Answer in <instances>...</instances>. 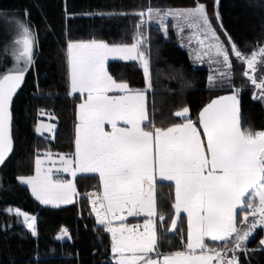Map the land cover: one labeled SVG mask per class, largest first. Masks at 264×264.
Segmentation results:
<instances>
[{"label":"snow or ice","instance_id":"obj_1","mask_svg":"<svg viewBox=\"0 0 264 264\" xmlns=\"http://www.w3.org/2000/svg\"><path fill=\"white\" fill-rule=\"evenodd\" d=\"M193 2L194 6L187 8L149 7L134 13L140 23L131 44L95 39L67 42L71 90L86 94V98L78 106L75 152L71 158L61 155L63 172H71L73 177L78 172L99 175L103 192L91 199L92 212L97 225L111 234L114 264H239L236 251H246L245 242L258 226H264V130L242 128L239 89L212 99L195 122L188 107L174 114L183 119L181 123L156 127L150 119L146 95L152 88L150 62L141 51L145 37L139 32L145 17L148 21L157 18L165 33L168 17L193 30L204 55H210L218 66L216 74L208 77L210 88L216 86L217 80L231 81L234 58L246 66L244 76L259 90V97L254 98L264 99V78L258 81L255 75L258 62L264 61V46L250 55L244 53L223 30L217 11L216 20L227 38L226 45L213 26L206 5ZM10 22L16 24L20 35L15 40L18 48L12 53L16 66L0 76V164L13 148L11 105L34 62L36 43L29 24L19 19ZM110 58L140 60L146 87L133 89L128 82L114 78L106 67ZM106 124L111 125V130H106ZM47 127L51 130L53 126ZM41 164L38 154L36 175L19 180L29 185L32 195L44 205L73 203L77 193L73 181L54 179L53 170H42ZM157 174L161 182L174 181L173 207L177 218L182 219L181 211L187 214L184 250L157 251V221L153 219L157 216ZM238 209L243 212L239 220ZM7 211L22 216L27 228L36 234L35 216L19 208ZM141 214L146 216L143 230L139 225L130 227L124 223L126 216ZM164 219L159 217L160 222ZM176 227L177 219H173L172 228ZM65 235L67 229L62 230L61 238ZM206 237L223 242L231 239L232 247L208 248ZM228 252L233 253L230 258Z\"/></svg>","mask_w":264,"mask_h":264},{"label":"trees","instance_id":"obj_2","mask_svg":"<svg viewBox=\"0 0 264 264\" xmlns=\"http://www.w3.org/2000/svg\"><path fill=\"white\" fill-rule=\"evenodd\" d=\"M206 5L213 26L226 41L223 30L246 54L264 46V0H198ZM151 6L186 8L193 0H0V9L24 15L39 46L34 68L14 96L11 112L16 126L13 151L6 161L5 185L14 189L13 199L0 200V264H114L111 236L98 226L92 214L89 192L99 188L98 176L78 175L74 179L77 198L64 207L41 206L29 194L26 186L17 182L18 176L32 175L34 158L44 152L70 155L75 147L76 108L80 96L70 94L67 42L69 40H103L109 44H130L138 33L140 17L134 15ZM219 12L223 30L216 20ZM127 13V15H124ZM145 37L142 47L148 55L152 88L147 90L150 119L156 127H168L183 119L175 112L190 109L195 122L199 112L218 92L208 88V71L193 67L187 51L178 43L170 29L163 35L157 27L142 26ZM107 70L117 80H124L133 89L145 87L144 74L135 61H109ZM245 66L243 65V68ZM233 66L234 84L243 87L239 99L242 128L264 130V104L255 94L242 67ZM243 73V74H242ZM264 73V71H263ZM54 116L56 130L49 139L34 133L38 112ZM173 183H156L157 248L161 253L184 250L187 241V217L174 210ZM18 205L35 215L36 234L7 210ZM163 216V222L159 217ZM241 219V216H239ZM177 227L172 228V220ZM238 219V220H239ZM143 221L128 218L127 222ZM63 229L69 230L62 241ZM262 229H257L246 241L244 253L236 254L239 264H264V247L259 245ZM220 250L223 243L209 242ZM231 254L230 256H232Z\"/></svg>","mask_w":264,"mask_h":264},{"label":"rangeland","instance_id":"obj_3","mask_svg":"<svg viewBox=\"0 0 264 264\" xmlns=\"http://www.w3.org/2000/svg\"><path fill=\"white\" fill-rule=\"evenodd\" d=\"M151 7L152 8H160V9H180L178 7L172 8V7H167V6H163V7L151 6ZM14 19H19V20L24 21L25 23L29 24L28 21L26 20V17L24 15H20V14L15 13V12H8V11L0 9V76H2L3 74H6L7 72L11 71L16 66V62L14 60V57H13L12 53H13L14 50H16L18 48V45H16L15 40L19 37L20 33H19V30H18L16 24L10 22V21H12ZM166 23L168 24L167 33H168V30H170V29L175 33V36L178 37L179 45L183 49H185L187 51L189 60H191V63L193 65V67H195V68H205L206 71H208L207 78H206V82L208 83L209 75L216 74L218 66H217V64L212 62V60L210 59V55H204V49L202 48V45L197 42L198 41V36H194L193 35V30L188 29L184 25L180 24V22L174 17H168L167 20H166ZM142 26L148 27V28H152V26L153 27H157V28H159L161 30L163 35H168L167 33H165L163 27L160 25V22H159V20L157 18H153L151 21H148L147 18L145 17L144 23H143ZM181 27L184 28L183 31L180 30ZM224 42H225L226 45H228L227 38H226V41L224 40ZM38 50H39V46H38V43H37V40H36V43H35L34 49H33V61L34 62L28 68L26 74L34 68L36 60L39 57ZM141 51L145 52V50H143L142 48H141ZM5 53H7V54H5ZM145 55L148 58V55H147L146 52H145ZM198 55H199L200 58H197ZM118 60H121V59H119V58H110L108 60V62L109 61H118ZM258 61H259V58H258ZM135 62L138 63V65H139V67H140V69L142 71V74H144L143 65H142L141 61L140 60H135ZM234 65H235V67H238L239 69H241L240 67H242L243 73L245 72V67L246 66L244 65L245 67L243 68V64L237 62L233 58V60H232V68H233ZM107 66H108V64H106V67ZM221 70H223V69H221ZM263 71H264V61H259L258 64H257V70L255 72V75H256V78H257L258 81L261 78H264ZM232 73H233V75H232V79H231L230 82L227 81V80H223V81L217 80L215 87H211L210 88L209 87V83H208V88L211 89V90L215 89L218 92L219 96L230 95V94H232V92L235 89H239L240 90L239 93H238V100H239L243 87L241 85H237L236 86L234 84L233 80H234V77L236 76L235 70L232 69ZM26 74H25V76H26ZM246 79H248V78H246ZM24 81H25V77H24V80H23L20 88L24 84ZM144 81H145V87H146V83L147 82L145 80V77H144ZM20 88L17 89V92L14 94V96L18 93V90ZM69 89H70V94L71 95L76 94V95L80 96V101L78 102L77 108H76V112H77L76 124H77L78 123V112H79V107L78 106H79V104H81L84 101V99L86 98V94L82 95L79 92H75V93L72 92L71 87H70V78H69ZM252 89H253V92H254L255 96L259 97V90L257 88H255L253 85H252ZM148 90H150V89H148ZM14 96H13V98H14ZM259 100L262 101V103L264 104V99H259ZM239 108H240V105H239ZM181 109H179V110H181ZM38 113H39L38 114V119L36 120V122L34 124V133L37 136L40 135V136L47 137L49 139L53 138L54 137L53 136L54 132L56 130V124L54 122V116L51 113L50 114L46 113L45 111H39ZM181 122H183V120ZM121 124L123 125L122 122H121ZM48 125H52L53 126L51 130H49V128L47 127ZM107 125H110V124H107ZM38 128L40 129L39 131H37ZM15 135H16V126H14V122L12 121L13 146H14V143H15ZM74 147H75V144H74ZM12 151L7 155L4 163L0 164V200H2V199L3 200L13 199L14 201L17 200L16 197H12L14 189H12L7 184L5 185V183H4V180H5V177H6V173L4 171V167H5L7 159L11 155ZM74 152H75V149H74L73 153ZM49 153L50 152H44V153H41L39 155L40 158H41V161H42V164H41L42 170H47V169L51 168L53 170V173H54V176H53L54 179L72 180L73 183L75 184L74 179L76 178V176L73 177L71 172H63V165H62V162H61V155H63V154H56V153L52 152V153H50L51 156H49ZM63 156L65 158H71V154L70 155L64 154ZM36 157L37 156H35V158H34V167H33V172L34 173L32 175H29V176H35L36 175ZM57 169H59L60 171L57 172ZM78 174H80V173L78 172L77 175ZM19 177H28V176H18L17 182L19 184H21V185L26 186L28 188V190H29V194L42 207L43 206H47V207L54 208V207H64L66 205H69V204H61L59 206H54V205H44V204H42L40 201H38L32 195L31 187L29 185L25 184V183H22L19 180ZM157 179H161L158 174H157ZM165 181H167V180H165ZM167 182H169V183L171 182V183L174 184V181H167ZM76 198H77V193L73 196V203L75 202ZM11 205H12V206H10L11 209L19 208L23 212H27L30 215L35 216L33 213L28 212L27 210L21 208L17 204L16 205L11 204ZM181 213H183V211H181ZM239 216H241V219H242L243 212L238 209V219L240 218ZM145 218H146V216H143V223H144ZM156 218H157V216L153 217L154 220H156ZM19 220L24 224L22 216H19ZM126 221L124 223H127ZM143 223L141 225H139L141 227L140 230H143ZM24 225L27 228L26 224H24ZM127 225H129V224H127ZM242 226L243 225L238 224V227H242ZM259 228L262 229V233H263V237L259 241V245H261V241L264 240V226H258L257 229H259ZM209 242H216V243H220L221 242V243H223V247L220 248V250H223L226 246L227 247H232L231 239H229V241H227V242H223V241H212V239L210 237H206L205 238L206 245L208 246V248H213V247L209 246V244H208ZM245 246L246 245H244V247ZM261 246L264 247V245H261ZM185 247H186V245H185ZM157 251H158V249H157ZM239 252L240 253L241 252L244 253L243 250H237L235 255L239 254ZM231 254H233V253H231V252L226 253L227 257H229V258L231 257L230 256ZM152 255H153V258H155V253H153ZM112 262L114 263L113 255H112ZM214 264H216V262H214Z\"/></svg>","mask_w":264,"mask_h":264},{"label":"crops","instance_id":"obj_4","mask_svg":"<svg viewBox=\"0 0 264 264\" xmlns=\"http://www.w3.org/2000/svg\"><path fill=\"white\" fill-rule=\"evenodd\" d=\"M121 126H123L122 124H121ZM105 128H106V130H111V126L110 125H105ZM88 174H93V175H96V176H98V178H99V175L97 174V173H80V174H78V175H88ZM78 175H76V176H78ZM100 181V180H99ZM159 181H161V179H157V183L159 182ZM165 181V180H164ZM102 192H103V189H102V185H101V183H100V186H99V188H97V189H95V190H92V191H90L89 192V197H90V201H91V199L92 198H95V195L96 194H100V195H102ZM91 194V195H90ZM175 201V200H174ZM90 205H91V203H90ZM91 207H92V205H91ZM92 214H93V216L95 217V214L92 212ZM180 214H185L186 215V217H187V214L186 213H180ZM143 216H145V214H141V215H139V216H126V220L128 219V218H137V217H141V218H143ZM96 219V218H95ZM125 220V221H126ZM124 221V222H125ZM97 222V221H96ZM127 222V221H126ZM143 223V221H137V222H127L126 224H129L128 226H136V225H141ZM141 228V227H140ZM110 236H111V234H110Z\"/></svg>","mask_w":264,"mask_h":264},{"label":"built area","instance_id":"obj_5","mask_svg":"<svg viewBox=\"0 0 264 264\" xmlns=\"http://www.w3.org/2000/svg\"><path fill=\"white\" fill-rule=\"evenodd\" d=\"M68 235H65L62 237V241H67L68 236H69V230L67 229Z\"/></svg>","mask_w":264,"mask_h":264}]
</instances>
